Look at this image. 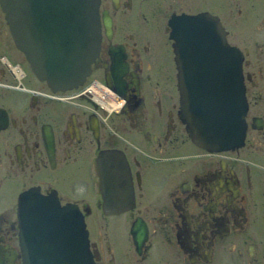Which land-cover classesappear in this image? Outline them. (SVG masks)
Returning a JSON list of instances; mask_svg holds the SVG:
<instances>
[{
  "label": "flooded vegetation",
  "instance_id": "1",
  "mask_svg": "<svg viewBox=\"0 0 264 264\" xmlns=\"http://www.w3.org/2000/svg\"><path fill=\"white\" fill-rule=\"evenodd\" d=\"M98 11L87 89L60 92L36 76L0 5V264L53 248L27 230L63 207L84 222L91 264H264V0H99ZM199 12L217 17L230 47L218 58L241 68L247 103L242 144L221 151L193 143L179 116L170 33ZM117 166L128 183L104 182ZM66 236L61 247L77 250Z\"/></svg>",
  "mask_w": 264,
  "mask_h": 264
},
{
  "label": "water",
  "instance_id": "2",
  "mask_svg": "<svg viewBox=\"0 0 264 264\" xmlns=\"http://www.w3.org/2000/svg\"><path fill=\"white\" fill-rule=\"evenodd\" d=\"M0 5L16 46L40 80L46 81L53 91L77 88L85 81L100 47L99 0H0ZM175 21L179 25L173 27L171 37L175 40L180 64L179 116L189 137L210 151L241 145L247 107L241 68L238 72L234 70L230 58L226 66L225 61L218 58L221 51L207 55V30L211 31V37L217 38L212 46L230 50L225 39L218 38L222 27L217 17L200 12L180 16ZM100 176L104 182L114 178L128 183L120 166L113 171H102ZM106 191L109 189L102 187L107 207ZM23 196L41 198L35 193ZM42 203L55 205L44 199ZM67 208V213L65 207L59 213L44 209L43 214L35 218L38 232L34 236L56 239L53 248L35 249V253L47 255L39 264H91L87 257L84 222ZM61 230H66L68 237L78 239L77 250H81V255L71 248L70 241L67 248L61 247L60 238L66 236ZM72 253L77 254L78 259H72Z\"/></svg>",
  "mask_w": 264,
  "mask_h": 264
},
{
  "label": "bare ground",
  "instance_id": "3",
  "mask_svg": "<svg viewBox=\"0 0 264 264\" xmlns=\"http://www.w3.org/2000/svg\"><path fill=\"white\" fill-rule=\"evenodd\" d=\"M212 39V38H211ZM220 51V50H219ZM229 54V53H228ZM234 54V53H233ZM224 55H225V53H224ZM223 57V56H222ZM229 57V56H228ZM224 58V57H223ZM239 61V60H238ZM114 98V97H113ZM110 99V98H109ZM111 103V102H110ZM114 103V102H113ZM116 156H118V155H116ZM121 157V156H120ZM107 163V162H106ZM113 164H115V163H113ZM114 166V165H113ZM112 167V166H111ZM116 168V167H115ZM125 168V167H124ZM105 185V184H104ZM27 192V191H26ZM34 192V191H33ZM55 197V196H54ZM31 199V198H30ZM38 200V199H37ZM39 201V200H38ZM51 203V202H50ZM54 203V202H53ZM37 204V203H36ZM55 205H57V204H55ZM122 207V206H121ZM28 209V208H27ZM35 209V208H34ZM38 210V209H37ZM43 213V212H42ZM28 216V215H27ZM26 217V216H25ZM29 217V216H28ZM75 217H76V215H75ZM62 232V231H61ZM88 234V233H87ZM67 237V236H66ZM50 239V238H49ZM53 239V238H52ZM76 239V238H75ZM66 240V239H65ZM53 241V240H52ZM54 242V241H53ZM65 242H67V241H65ZM77 242H78V240H77ZM88 243V242H87ZM72 244V243H71ZM73 247V246H72ZM88 249V248H87ZM33 253V252H32ZM31 253V254H32ZM74 255V254H73ZM72 255V256H73ZM75 255H77V254H75Z\"/></svg>",
  "mask_w": 264,
  "mask_h": 264
}]
</instances>
